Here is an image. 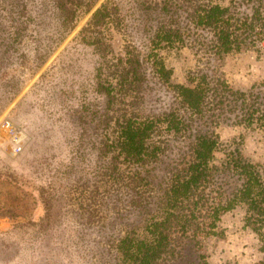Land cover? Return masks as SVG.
I'll return each mask as SVG.
<instances>
[{
    "label": "trees",
    "instance_id": "trees-1",
    "mask_svg": "<svg viewBox=\"0 0 264 264\" xmlns=\"http://www.w3.org/2000/svg\"><path fill=\"white\" fill-rule=\"evenodd\" d=\"M96 1L54 0V19L68 33ZM27 3L0 0V31L11 22L15 43L28 29ZM148 3V15L156 16L146 23L147 47L131 44L115 59L104 29L114 17L122 21L120 8L104 1L93 10L78 35L87 65L68 63L72 69L50 92L57 110L49 142L59 151L69 146L79 159L66 166L77 177L82 208L94 215L112 206L120 220L125 211L134 213L112 240L114 264H213L204 240L225 238L223 219L237 208L264 253V162L246 154V134L224 140L218 130L222 124L264 128V78L250 72L248 82L234 84L222 67L224 58L246 49L262 54L264 0ZM184 49L196 63L177 82L168 52ZM159 90L169 97L160 107ZM1 96L6 104L13 98L9 91ZM35 179L42 220L50 219L61 209V188L52 176Z\"/></svg>",
    "mask_w": 264,
    "mask_h": 264
},
{
    "label": "rangeland",
    "instance_id": "rangeland-1",
    "mask_svg": "<svg viewBox=\"0 0 264 264\" xmlns=\"http://www.w3.org/2000/svg\"><path fill=\"white\" fill-rule=\"evenodd\" d=\"M104 1L118 5L122 17L120 22L114 17L115 22L110 21L104 29L114 48L111 59L124 54L131 44L146 48V23L156 16V13L148 15V0H97L89 12L82 10L77 15L76 24L68 33L54 19V0H28L25 11L31 18L19 41L15 43L8 35L14 32L11 22L6 33L0 31L3 44L0 50L7 45L9 48L0 56V105L5 104L0 112V264H114V235L134 219L130 211H125L123 220L118 219L119 214L112 206L109 210L100 206L94 215L82 208L77 200L80 195L74 189L77 177L66 166L71 160L79 164V159L72 155L69 146L59 151L49 142L54 110H57L49 104L52 86L61 80L64 72H70L68 63L74 67L79 63L81 67L87 65V57L82 55L86 47L78 35L93 10ZM156 1L161 0H151ZM218 1L226 3V0ZM261 49L258 58L252 49L224 58L222 67L228 80L234 84L246 83L252 74L264 78L263 43ZM168 55L169 63L176 68L174 80L185 82V72L196 63L194 54L184 49L182 54L171 51ZM3 91L13 95L7 104L2 100ZM157 95L156 106L169 102L163 90ZM3 121H10L16 128L18 141L2 128ZM218 130L224 140L246 134V154L264 162V128L244 130L222 124ZM17 142L20 151L15 149ZM173 151L170 155H174ZM58 167L61 169L56 172ZM45 174L52 176L54 184L61 188V209L52 218L42 220L44 212L35 190V178ZM243 218V208L226 214L223 219L226 237L210 236L204 240V250L213 264H254L264 259L257 237L243 229Z\"/></svg>",
    "mask_w": 264,
    "mask_h": 264
},
{
    "label": "built area",
    "instance_id": "built-area-1",
    "mask_svg": "<svg viewBox=\"0 0 264 264\" xmlns=\"http://www.w3.org/2000/svg\"><path fill=\"white\" fill-rule=\"evenodd\" d=\"M264 44V41L262 42ZM2 128L7 131L10 136L14 139V140H19V137H18V133H17V130L16 128L11 125L10 121H3L2 124H1ZM15 149L17 151H20L21 150V146L19 145V143L17 142V145L15 146Z\"/></svg>",
    "mask_w": 264,
    "mask_h": 264
}]
</instances>
